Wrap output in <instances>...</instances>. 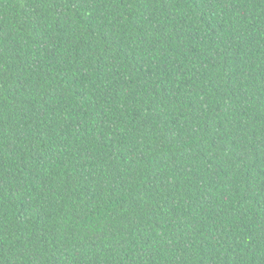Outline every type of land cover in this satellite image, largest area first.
Returning <instances> with one entry per match:
<instances>
[{
    "label": "trees",
    "instance_id": "trees-1",
    "mask_svg": "<svg viewBox=\"0 0 264 264\" xmlns=\"http://www.w3.org/2000/svg\"><path fill=\"white\" fill-rule=\"evenodd\" d=\"M0 264H264V0H0Z\"/></svg>",
    "mask_w": 264,
    "mask_h": 264
}]
</instances>
